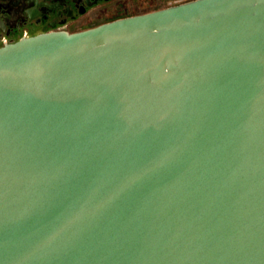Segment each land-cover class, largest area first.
<instances>
[{"label": "water", "instance_id": "1", "mask_svg": "<svg viewBox=\"0 0 264 264\" xmlns=\"http://www.w3.org/2000/svg\"><path fill=\"white\" fill-rule=\"evenodd\" d=\"M0 264H264V0L0 45Z\"/></svg>", "mask_w": 264, "mask_h": 264}, {"label": "flooded vegetation", "instance_id": "2", "mask_svg": "<svg viewBox=\"0 0 264 264\" xmlns=\"http://www.w3.org/2000/svg\"><path fill=\"white\" fill-rule=\"evenodd\" d=\"M163 1L165 0H0V45L47 30L83 29L118 17L159 8ZM140 4L143 5L142 8L137 9Z\"/></svg>", "mask_w": 264, "mask_h": 264}, {"label": "rangeland", "instance_id": "3", "mask_svg": "<svg viewBox=\"0 0 264 264\" xmlns=\"http://www.w3.org/2000/svg\"><path fill=\"white\" fill-rule=\"evenodd\" d=\"M178 1H183V0H177V1H173V0H165L163 1L162 3H160L161 5L160 6H165V5H168V4H172V3H175V2H178ZM142 4L138 5V8L137 9H141L142 8Z\"/></svg>", "mask_w": 264, "mask_h": 264}]
</instances>
